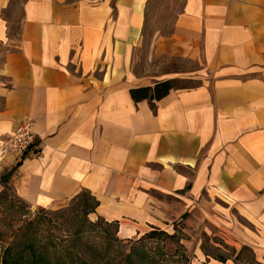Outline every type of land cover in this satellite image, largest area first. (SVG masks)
I'll return each instance as SVG.
<instances>
[{
  "label": "crops",
  "instance_id": "crops-1",
  "mask_svg": "<svg viewBox=\"0 0 264 264\" xmlns=\"http://www.w3.org/2000/svg\"><path fill=\"white\" fill-rule=\"evenodd\" d=\"M149 4L0 0V136L31 124L41 147L0 159V197L59 209L87 191L122 238L183 221L202 264H235L206 236L264 264V0H185L156 47L200 66L158 77L133 69ZM172 78L199 82L155 107L131 95Z\"/></svg>",
  "mask_w": 264,
  "mask_h": 264
},
{
  "label": "rangeland",
  "instance_id": "rangeland-1",
  "mask_svg": "<svg viewBox=\"0 0 264 264\" xmlns=\"http://www.w3.org/2000/svg\"><path fill=\"white\" fill-rule=\"evenodd\" d=\"M184 3L185 0H150L148 20L133 67L141 76L185 75L200 66L192 59L167 54L156 47L157 39L174 31ZM175 79L179 87L199 82L188 78ZM81 201V198L73 199L59 209L31 208L13 191L6 190L0 197V257L9 246L13 254L18 255L29 250L32 244L33 249L53 260L51 264H72L69 252H73L77 245L81 256L96 258L93 264H202L201 258L204 257L199 258L191 250L196 244L189 243L191 237L183 230V221L174 223V227L122 238L116 223L94 220L92 213L86 216ZM155 230L157 232L150 236ZM76 231H80L78 240H75ZM215 242L219 246L214 244V239L203 238V250L211 257L218 259V255H223L235 264H256L253 250L243 248L235 255L236 249H231L220 239ZM131 250L133 253L127 256Z\"/></svg>",
  "mask_w": 264,
  "mask_h": 264
},
{
  "label": "trees",
  "instance_id": "trees-1",
  "mask_svg": "<svg viewBox=\"0 0 264 264\" xmlns=\"http://www.w3.org/2000/svg\"><path fill=\"white\" fill-rule=\"evenodd\" d=\"M176 80L177 79L172 78V79L158 81L154 83L153 85L134 87L130 90V92H131L133 99L136 102H140L142 100L147 99L150 102L151 106L155 107L156 106L155 103L158 100L165 97L172 89L183 88V87H179L176 85ZM76 198L82 199L81 203L83 205V210H84L83 212L86 216L94 212L99 204L98 200L87 191L81 192L74 199ZM87 199H89V201ZM98 220L106 221L102 218H99ZM106 222L109 223L108 221ZM155 232L157 231L155 230L151 232L149 235L152 236L153 234H155ZM75 235H76L75 240H78L80 231H76ZM28 248L29 250L26 249L24 253L14 255L12 252V247L11 246L7 247L4 250L3 256L0 257L2 264H23V263H30V264L49 263L51 264V261L53 262V260L48 255H45L44 253H41V251H37L33 249L32 244H30ZM74 248L75 250L73 252H69V257L72 260V264H93L94 262H96L95 260L96 258L93 257L92 255L90 256L89 259H86V257L81 256L80 252L78 251L79 248L77 245ZM132 253L133 251L131 250L127 256H130ZM218 259L221 261L227 260V258L224 257L223 255H218Z\"/></svg>",
  "mask_w": 264,
  "mask_h": 264
},
{
  "label": "built area",
  "instance_id": "built-area-1",
  "mask_svg": "<svg viewBox=\"0 0 264 264\" xmlns=\"http://www.w3.org/2000/svg\"><path fill=\"white\" fill-rule=\"evenodd\" d=\"M41 153L38 133L31 124L18 126L15 131L6 136H0V159L8 155H14L19 159L36 157Z\"/></svg>",
  "mask_w": 264,
  "mask_h": 264
}]
</instances>
